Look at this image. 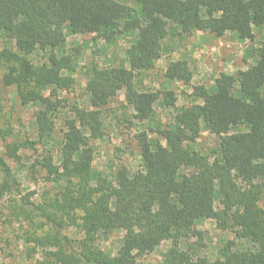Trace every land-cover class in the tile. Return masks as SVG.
<instances>
[{"label":"trees","instance_id":"trees-1","mask_svg":"<svg viewBox=\"0 0 264 264\" xmlns=\"http://www.w3.org/2000/svg\"><path fill=\"white\" fill-rule=\"evenodd\" d=\"M141 14L115 0H0V30L13 43L0 50V82L14 86L22 104L37 105L34 112L37 141L7 145L10 158L20 149L54 141L56 122L65 108L59 92L73 68L68 55L53 50L70 35H95L112 42L124 31H136L126 49L128 68H87V104L73 106L63 119L52 152L43 150L35 163L44 180L57 186L56 197L34 205L29 194L20 199L48 234L34 240L32 251L43 250L47 264H135L146 251L169 241L164 264H264V45L255 51L251 66L234 75L221 74L213 89L194 86L201 103L176 111L165 127L141 130L134 136L142 170L130 174L125 167L112 178L93 176V143L105 134L103 110L119 89L141 124L163 108L175 106L171 91H138L133 83L139 71L155 68L168 26L186 36L194 32L221 38L231 33L239 40L252 29L264 37V0H135ZM123 22L122 30L117 24ZM48 52L46 61L34 66L29 57ZM163 77L188 85L191 72L183 61L167 64ZM237 84V93H234ZM1 111V96H0ZM218 139L217 155L210 161L186 146L199 125ZM233 129H243L233 132ZM149 133L154 138L149 137ZM186 169V172L182 170ZM3 186L20 195V183L0 157ZM3 192L0 189V200ZM219 199L222 206L214 208ZM214 220L235 238L251 247L227 251L222 259L194 258L179 242L199 220ZM76 228V239L66 231ZM123 230L122 244L113 256L94 247L97 234ZM233 241L226 247L229 249Z\"/></svg>","mask_w":264,"mask_h":264},{"label":"rangeland","instance_id":"rangeland-1","mask_svg":"<svg viewBox=\"0 0 264 264\" xmlns=\"http://www.w3.org/2000/svg\"><path fill=\"white\" fill-rule=\"evenodd\" d=\"M128 5L136 17L140 16V7L135 0H115ZM119 22V30L123 28ZM136 31H124L112 42L106 43L95 35H70L66 32L64 42L53 52L61 57L68 55L73 68L63 74L70 78L67 89L59 92V98L65 105L56 122L54 141H44L36 146V151L24 148L17 151L15 158H10L7 145L26 141H37L34 112L37 105L22 104L14 86H6L0 82V157L9 165L17 181L20 183V195L6 189L0 178V189L3 192L0 200V264H47L43 250L32 251L34 240L48 234L47 228L35 218L30 210L21 205L20 199L29 194L30 200L37 205L44 199L56 197L57 186L44 180L45 173L39 170L36 159H40L43 150L57 148L59 129L63 119L70 116L73 106H85L88 81L87 68L92 63L99 67L128 68L126 49L135 39ZM264 45V37L260 30L253 28L251 35L239 40L228 33L221 38H214L207 33L194 32L189 36L181 34L179 29L169 25L165 39L161 43V55L155 68L150 71H139L134 75L133 83L138 91H171L176 97L175 106L163 108L161 99L154 104V114L146 122L138 124L133 120V109L124 101V90L119 89L103 110L104 136L93 143L95 148L92 173L112 178L116 170L125 167L130 174L142 170V159L138 152L134 136L141 130L165 127L171 122L176 111L201 101L193 96L194 86L213 89L221 74L234 75L251 66L255 60L256 49ZM13 43L0 30V50H12ZM48 52H38L29 57L34 66L42 65ZM183 61L191 72V81L184 85L177 81H167L163 72L168 63ZM237 90L235 84L234 93ZM243 129H233V132ZM150 138H154L149 133ZM218 139L211 134L203 123L199 131L186 146L206 156L210 161L217 155ZM186 172V169L182 170ZM220 200L214 208H222ZM259 207L264 209V197ZM72 238L78 239L81 233L76 228L66 231ZM123 230L116 229L110 233H99L95 237L94 247L113 256L122 244ZM229 241L233 245L226 247ZM170 246L169 241L162 242L158 247L141 253L135 264H164V253ZM182 250H187L194 258H206L209 261L222 259L227 251H242L251 247L249 240L235 238L230 230H222L214 220H199L189 228L187 236L179 242Z\"/></svg>","mask_w":264,"mask_h":264}]
</instances>
